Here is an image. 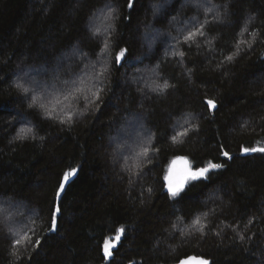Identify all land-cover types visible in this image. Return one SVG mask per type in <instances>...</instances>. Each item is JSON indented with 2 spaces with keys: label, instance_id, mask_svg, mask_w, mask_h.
Here are the masks:
<instances>
[{
  "label": "trees",
  "instance_id": "1",
  "mask_svg": "<svg viewBox=\"0 0 264 264\" xmlns=\"http://www.w3.org/2000/svg\"><path fill=\"white\" fill-rule=\"evenodd\" d=\"M197 1L0 0V264H264V152L241 155L264 146V0ZM187 25L203 35L170 45ZM44 88L67 91L65 113ZM132 122L149 137L139 156ZM175 161L209 170L172 195Z\"/></svg>",
  "mask_w": 264,
  "mask_h": 264
},
{
  "label": "rangeland",
  "instance_id": "2",
  "mask_svg": "<svg viewBox=\"0 0 264 264\" xmlns=\"http://www.w3.org/2000/svg\"><path fill=\"white\" fill-rule=\"evenodd\" d=\"M197 5H200V6H203L204 5V1L203 0H198L197 1ZM110 8L109 6H105L103 7L97 14V17H96V21H95V28L99 29L101 31V29H107V26H108V21L110 20V17H111V14L109 12ZM177 26V29H178V32L177 34H170L168 33L167 37H168V41L170 43V45L173 46L174 42L177 41V39L179 37H183V38H186L188 35L187 33L189 32H192L194 29V25H190V26ZM103 31H106V30H103ZM160 35H158V34ZM154 32L152 33V31L149 33L146 34V40L148 42V44L150 45V47L153 46V43L154 41H157L161 38V33L160 32ZM36 73L37 72H42L44 73L45 70H41V71H38L36 70L35 71ZM35 72L33 71L32 73L31 72H24L22 74L19 75V77L17 78V83H21L25 88L29 89L31 87H34L36 88L39 83L36 81V74ZM39 73V74H40ZM149 76V79L152 83L154 84H160L159 83V78L158 76L155 74V71H151V73L148 74ZM80 78V77H79ZM79 78L77 79V81L79 80ZM86 78H88V75L87 74H84L81 78H80V81H78L77 83L81 84V88H87L89 86V82L88 81H85ZM72 83V82H71ZM70 83V84H71ZM40 90V89H39ZM32 93L35 94V89H32L31 91ZM67 91L63 88L61 89L60 91L58 90H50V89H43L42 90V93L43 96L40 98V103L41 105L44 107V109L52 114H59V113H65L67 110L63 107V104L67 102L68 100V95H65ZM132 124L134 125L133 128H132V132H126V133H130V140H129V144L128 146L130 145V147H135V152H136V155H141L142 152L145 150L144 147H145V144L143 143H146L148 142L149 140V137L147 134H143V132L145 131L143 126L142 125H139L137 122L136 123H133ZM133 133V134H132ZM132 134V135H131ZM183 163H181L180 165H182ZM70 178V177H69ZM68 178V179H69ZM66 182V181H65ZM9 219V218H8ZM10 220V219H9ZM109 242V245L111 246L112 244H117V242L112 238V239H108L107 240ZM114 247H110V250L112 252Z\"/></svg>",
  "mask_w": 264,
  "mask_h": 264
},
{
  "label": "snow or ice",
  "instance_id": "3",
  "mask_svg": "<svg viewBox=\"0 0 264 264\" xmlns=\"http://www.w3.org/2000/svg\"><path fill=\"white\" fill-rule=\"evenodd\" d=\"M131 6V5H130ZM210 10V9H209ZM203 25H201L199 28H196L194 29V31L192 32H189L188 33V36L186 37V40L187 39H192L194 38L197 34L199 35H203ZM181 55H183L181 53ZM124 56V51L122 50L121 53L117 56V61H119L122 57ZM228 59H231V57H228ZM18 87H22V85H17ZM168 85H167V82H165V84L163 85V88H167ZM163 90V89H161ZM25 92H28V89H24ZM208 105L210 107H215V103L212 101V100H209L207 101ZM22 133H24V130H22ZM175 139V138H174ZM243 151L245 153H248V152H256V151H259V152H264V148H244ZM224 155L225 156H228V153L227 152H224ZM212 168H219V167H222V165H218V164H214L211 166ZM209 169L207 168H203V169H199L197 172L195 173H191L190 174V177L192 179H195L197 178V176H204L205 173L208 171ZM75 169H72L70 172H66L64 174V180L67 181L69 176L74 174L75 173ZM189 178L188 176H185L184 179H187ZM182 183V181H181ZM64 189V184H61L60 185V189L59 191L57 192V196H59L60 194V191H63ZM169 191L172 193V195H176L177 193V187H174L173 186V183L169 182ZM62 215V209H61V206L59 205V203H56L52 209V219H51V230H55L56 228V225H57V218ZM196 223H199V221H196ZM124 232V229L121 228L118 230V234L113 238L116 242H118L120 240V236L123 234ZM37 245L39 244V241L36 242ZM14 244L16 245H19L20 244V240L17 239L14 241ZM110 247H115V244H112L111 246L109 245V242L106 240L105 241V245H104V256L107 258V257H110L112 255V252L110 250ZM203 264H207V262H203Z\"/></svg>",
  "mask_w": 264,
  "mask_h": 264
},
{
  "label": "water",
  "instance_id": "4",
  "mask_svg": "<svg viewBox=\"0 0 264 264\" xmlns=\"http://www.w3.org/2000/svg\"><path fill=\"white\" fill-rule=\"evenodd\" d=\"M120 53H121V51L118 53V55ZM122 60H123V57L118 61L119 64H121ZM215 108H216V105H215V107H211V110H214ZM258 148H264V146L258 147ZM250 153L251 152L245 153L244 151H242L241 155H247ZM190 174L191 173L185 164L179 165V162H176V161L173 162L171 164V166L169 167L168 174H167L166 179H165V185H164L165 191L170 192L169 191L170 180L173 183V186L177 187V190L184 187L185 182H186V179H184V177L189 176ZM181 181H182V183H181ZM203 262H207V260L204 259L202 256L192 254V255H188V256L180 259L178 262L173 263V264H203Z\"/></svg>",
  "mask_w": 264,
  "mask_h": 264
},
{
  "label": "flooded vegetation",
  "instance_id": "5",
  "mask_svg": "<svg viewBox=\"0 0 264 264\" xmlns=\"http://www.w3.org/2000/svg\"><path fill=\"white\" fill-rule=\"evenodd\" d=\"M180 165V164H179Z\"/></svg>",
  "mask_w": 264,
  "mask_h": 264
}]
</instances>
